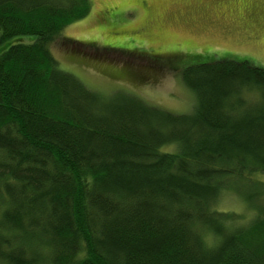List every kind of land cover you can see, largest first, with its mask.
<instances>
[{
  "label": "trees",
  "instance_id": "obj_1",
  "mask_svg": "<svg viewBox=\"0 0 264 264\" xmlns=\"http://www.w3.org/2000/svg\"><path fill=\"white\" fill-rule=\"evenodd\" d=\"M91 10L0 0V44L37 37L0 53V264H264V68H186L190 114L101 93L51 51Z\"/></svg>",
  "mask_w": 264,
  "mask_h": 264
},
{
  "label": "rangeland",
  "instance_id": "obj_2",
  "mask_svg": "<svg viewBox=\"0 0 264 264\" xmlns=\"http://www.w3.org/2000/svg\"><path fill=\"white\" fill-rule=\"evenodd\" d=\"M91 2L90 15L67 27L51 51L62 71L101 93L123 90L172 113L190 114L195 96L182 81L186 68L224 59L264 68V0ZM36 39L16 37L0 44V53ZM67 40L94 48L76 52ZM219 208L251 213L235 194L221 198Z\"/></svg>",
  "mask_w": 264,
  "mask_h": 264
}]
</instances>
